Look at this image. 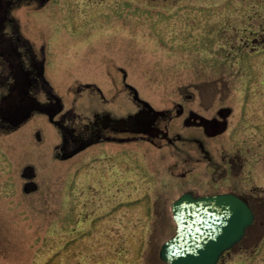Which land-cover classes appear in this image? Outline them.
<instances>
[{"label":"rangeland","instance_id":"obj_1","mask_svg":"<svg viewBox=\"0 0 264 264\" xmlns=\"http://www.w3.org/2000/svg\"><path fill=\"white\" fill-rule=\"evenodd\" d=\"M120 8L127 14L135 12L131 16L142 20L150 13L162 12L179 17L157 20L154 26L141 22L144 33H150L149 28H162L166 30L163 36L171 34L160 43L163 46L153 45L158 42L144 34L139 52L121 49L125 56H134L124 67L132 76L130 85L152 106L185 92L189 84L181 77H197L213 64L225 67L228 73L236 67L239 79L229 78L231 95H243V87L247 92L256 88L264 95V66L252 79L246 61L256 60L257 54L250 57L241 46L248 38L253 39L252 44H259L264 37V0H49L43 6L34 2L27 12L21 11L18 30L35 49L44 43L49 59L45 77L67 106L76 105L68 91L86 82L88 69L95 68L88 66L90 54L72 43L87 45L98 39L81 36L89 27L101 28L102 33L110 31L113 20L100 23L102 14L110 16ZM9 28L5 29L7 36ZM180 33L181 41L177 39ZM80 37L78 42L73 40ZM54 49L59 52H52ZM239 101L234 107L237 114ZM26 103V99L0 100V109L9 112L10 107H17L22 111ZM241 126L238 133L230 130L220 139L233 145L232 133H237L238 140L252 134L261 140L250 153L245 146H227V151L239 149L244 159L241 174L231 177L230 182L241 183L245 191L253 189L251 193L264 197V124L259 131L246 122ZM55 138L56 129L38 113L20 126L0 129V264H164L158 254L175 232L170 204L179 192L175 185L171 188L173 182H167L169 175L163 172L168 164L161 161L159 153L151 150L143 156L141 147L140 157L135 158L126 146L123 179L116 184L112 179L89 180L85 154L75 161L60 162L54 157ZM27 168L34 176L26 172ZM211 171L205 168V180L211 178ZM30 182L36 187L25 189ZM188 187L187 181L179 186ZM160 201L164 205L157 207ZM262 219L260 213L245 239L225 254L220 264H264Z\"/></svg>","mask_w":264,"mask_h":264},{"label":"flooded vegetation","instance_id":"obj_2","mask_svg":"<svg viewBox=\"0 0 264 264\" xmlns=\"http://www.w3.org/2000/svg\"><path fill=\"white\" fill-rule=\"evenodd\" d=\"M48 1L0 0V100L26 99L25 110L30 114L38 113L46 117L56 129L54 157L60 162H65L75 161L85 154L89 180L112 179L116 180L117 184L123 179L126 146L135 158L140 157L141 147L143 156L155 150L159 153L162 159L160 160L168 164L163 173L169 175L167 182H173L171 188L175 185L173 188L179 192L177 198L183 194H190L193 197L232 194L240 197L253 212V223L248 230L257 222L260 213L262 219L264 197L251 193L253 189L245 191L241 183L230 182L231 177H235L236 174L239 176L242 172L244 159L241 151L226 149L241 145L248 148L246 152L250 153V149L256 146V143H260L258 142L261 140L260 136L253 134L247 136L246 140L236 138L238 131L242 129L241 124L245 122L251 124L254 130H261L264 124L262 91H255L256 88H252L253 91L247 92L243 87V95H231L229 78L239 79L236 67L228 73L225 67L213 64L211 68L198 72L197 77L191 75L181 77L182 82L189 84L184 87L185 92L179 91L175 94L177 96L162 102L160 106H152L140 98L136 89L130 85L132 76L124 67L134 56H125L121 49L126 47L139 52L140 39L144 34L152 37L149 40L158 42L153 45L163 46L160 43L171 38V34L165 37L166 30L163 31L162 28L158 30L149 28L150 33H144L141 31V22L154 26L157 20L166 21L171 19L170 16L179 17L173 13L162 12L150 13V16L143 17L142 20L134 17V14L131 16L135 12L127 14L120 8L115 14L111 13L112 16L102 14L100 23L109 18L113 20L111 22L114 28L110 31L105 29V33H102L101 28L89 27L81 36H85V39L86 36L87 38L96 36L98 39L87 45L72 43L81 48L79 51L82 52L84 48L90 54L88 66L95 68L88 69L86 82H79L74 91H68L69 98L76 105L67 106L53 91L45 77V66L49 59L44 43L35 49L28 38L18 30L17 20L20 13L27 12L29 5L34 2L43 6ZM145 1L168 3L169 0ZM133 4H138V1ZM90 22L92 23L91 20ZM8 26L10 31L7 36L5 29ZM182 38L183 35L178 34L177 39L181 41ZM80 39L81 37L73 40L78 42ZM251 42L253 39L248 38L241 46L247 51L248 56L257 54L256 60L246 61V68L253 79V75L257 78L264 66V49H256L264 48V37L259 44ZM231 47L234 49L235 45ZM53 51L59 52L58 49ZM227 64L233 66L231 63ZM257 82L258 85L263 84L261 81ZM83 94V101L76 102ZM39 97L43 98V101H39ZM239 100H242V103L237 114L234 107ZM15 118L14 113L1 108L0 129L11 128ZM230 130L231 132L237 130L236 134L232 133L234 139H230L233 145L229 140L220 139ZM161 166L164 167V163ZM205 168L212 170L210 174L213 175L209 180H205L208 175ZM26 170L34 176L31 168ZM223 178L227 181L224 182ZM182 181L188 182L187 189L179 188ZM32 186L34 185L31 182L27 183L25 189H31ZM155 205L162 207L164 204L160 201ZM248 230L243 239L247 236ZM229 252H225L224 255Z\"/></svg>","mask_w":264,"mask_h":264},{"label":"water","instance_id":"obj_3","mask_svg":"<svg viewBox=\"0 0 264 264\" xmlns=\"http://www.w3.org/2000/svg\"><path fill=\"white\" fill-rule=\"evenodd\" d=\"M17 127L30 115L25 108H9ZM9 111V112H10ZM175 234L160 248L159 258L166 264H217L225 251L244 236L253 221L247 204L234 195L194 198L184 194L171 207Z\"/></svg>","mask_w":264,"mask_h":264}]
</instances>
